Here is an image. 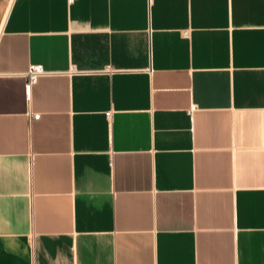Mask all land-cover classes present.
I'll list each match as a JSON object with an SVG mask.
<instances>
[{
    "label": "crops",
    "instance_id": "obj_1",
    "mask_svg": "<svg viewBox=\"0 0 264 264\" xmlns=\"http://www.w3.org/2000/svg\"><path fill=\"white\" fill-rule=\"evenodd\" d=\"M0 264H264V0H0Z\"/></svg>",
    "mask_w": 264,
    "mask_h": 264
},
{
    "label": "built area",
    "instance_id": "obj_2",
    "mask_svg": "<svg viewBox=\"0 0 264 264\" xmlns=\"http://www.w3.org/2000/svg\"><path fill=\"white\" fill-rule=\"evenodd\" d=\"M44 72V70H42V68L38 65V64H33L31 66H29L24 72V77H25V83L26 85L31 82L32 80H34L35 76L39 73ZM104 115L107 117L109 115L110 110L109 109H105L104 111Z\"/></svg>",
    "mask_w": 264,
    "mask_h": 264
}]
</instances>
